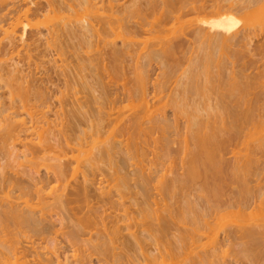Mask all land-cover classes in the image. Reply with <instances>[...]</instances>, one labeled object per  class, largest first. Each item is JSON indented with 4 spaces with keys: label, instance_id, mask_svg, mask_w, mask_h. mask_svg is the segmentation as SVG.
Instances as JSON below:
<instances>
[{
    "label": "bare ground",
    "instance_id": "1",
    "mask_svg": "<svg viewBox=\"0 0 264 264\" xmlns=\"http://www.w3.org/2000/svg\"><path fill=\"white\" fill-rule=\"evenodd\" d=\"M40 1L41 2L37 1L33 5V8H32L31 7L32 5L30 6V4L27 0H0V35H1L0 39H2L3 43L5 42V46L12 48L11 51H14L13 49H16L18 46H20V44H22L21 42L24 41L25 39H26V41L29 42V38H31L30 41L33 42L32 39H36V37L38 39V38H40L39 35H42L41 38L43 37L44 39H41V40H43L47 45L50 43H52V45L56 44L61 49V47L64 48V46H67L69 44L74 43L73 50L76 51L77 48L82 47L81 49H83V48L86 49V50L83 49L82 51L83 52L85 51L87 53L88 47L93 44L92 41H94L95 39L96 40H102L103 41L102 44L104 43V45H106V48L108 50L103 49V50H105V51H103L104 55L100 56V58L107 56L109 61L112 64L111 67H113V65H117V63H119L118 65L121 66L122 64L125 63L124 59H126L127 57H131V58L134 57L133 58L135 60L134 63H136V64H133L132 68H133V71L135 74V76H134L135 81L133 82L135 84V86H133L134 85L133 83H132L133 85H131V86L128 85L129 86L128 88H130V89H128V91H127V88H125L126 89V95H127V96L126 95L125 96L127 98L128 96L133 97L131 95H137L136 96L137 98L136 97H133L135 99L130 98L133 101H131L130 99L128 100V98H127L126 101L127 100L131 101L130 102L131 104L128 103V101H127V104L125 105V103H124V105H125V107L126 106L130 107L129 109L126 108V109H128L125 111L126 114H127V111H129V110L132 111L135 108L136 109L133 110L134 112L133 111L131 113L128 112V113H130L129 115H125L124 113L120 112L119 111L120 107H117V106H119L117 104V102L119 104H121L124 100L121 101L122 100L121 99L119 101L117 100V102H116V99L118 98V97L116 98V96L118 94H116V96L112 93L109 94L110 92L108 91L109 90L108 89V90H106L107 93H106V91H105V94L103 93L104 96L101 95V98L103 97L101 100L102 102H100L101 98L99 96L95 95L97 97V99L100 98L98 101L101 104H98L100 106H95L96 109L99 108V112H98L99 114L97 113L99 116L95 115L97 118L95 117L96 119L94 120V118H92V116L94 117V115H92V110H90V108H89V107L94 108V106L88 105L89 103L90 104L91 103H99L96 101L97 99L94 98V93L92 94L93 98H90L89 100L87 98L88 94H87V96H85V94H84L83 97L84 98L86 97L87 100H84L86 102L83 103L82 98H80L81 100L75 98L76 99V101H75V99H73V98L71 100V97H70L71 95H70L69 96L70 99H69V97L67 96L69 93L68 92L67 94H63V96H61L62 100H60L58 103L61 106V108L64 109L63 110V111H65L64 115L67 112V116L66 115L65 116L68 117V120H67L68 123L67 122H66L67 124L63 123L65 125L62 124L61 128H59L60 126L57 127V125H58L57 123H56L57 125L55 123L53 125V121H51L49 119V115H50V113L54 107L51 106V102H49L50 98L47 95V93L49 94V92L48 91L45 92L46 87L44 88L45 90L42 89L43 87L41 89L34 87L33 84H27L28 82L26 83V81H28L27 79H26L25 83L28 85V87L30 89L28 87L26 88L27 85L24 84V82H22L21 80H19V81L22 82L25 87L23 85H21L22 83L20 84L18 81L16 82V80H18L19 78H22V76H23V75L22 76L19 75V73H21L20 68H19L20 72L17 71L16 69H14V67L16 68V64H15L16 62L13 64H9L7 62V67H5V68L11 72L10 75L6 74L8 72L5 71L6 70L5 68H3V67L0 68V69H5V70H2L5 72H2V75L1 74L0 75L4 78L7 77V79L4 80V82L6 81L4 83L5 84L4 87L6 85L10 86V88H9V86L6 88L9 92H6V90L4 91V92H6L5 94H7V95L6 96H4V95L0 96V100H1V98L3 100L2 102L0 101L1 102L0 104L3 106V107L1 106L2 108L0 109V154L2 156L9 158L13 163L15 162L14 164H16V166H18V164L16 162H19V165H21L20 172L19 171H17L18 173L15 172L16 174H18L17 176L15 175V177H7L5 175L6 174V171H4V165L5 164L3 165V167L2 166L0 167V264H93L92 256H95L96 262H98L99 264H142L140 262L139 256L145 255L144 253H146L148 251V250L144 251L146 249L145 247H147V249H148V245L147 246L144 245L148 241L147 242L145 241V243H144V240L154 241V240H157L158 237H162L161 239H164V237H167L166 239H168V236L171 233V232H169L170 228L172 227L171 225H173L170 223H172V220H173L174 215H175V214L173 215V213H175V211H173V213H172V208H170L169 204L172 201H174L173 203H175L174 199H176V198H174L171 201V199L169 198V196L167 197V195H166L167 200L169 198L170 202L168 203V205L164 204L166 207V208H164L165 214H163L164 212L160 214V212L158 211L159 215H155L156 213H158V212H156L157 210L156 211H154V209H151L152 211L150 210V207H149L150 204L148 202H150L152 199L150 198L151 196H149L150 195L149 190H148L149 188L147 186V184H148L147 180L149 178L146 179V177H144V174L142 175V178H140L141 177L140 173L142 174L143 172H142V170L140 172L141 167L139 166V164H141V162L139 160H141L140 156L143 155V152H142V149L140 148L139 145H141L144 138L147 139L148 137H151L153 135L154 130L155 131L157 130L158 133H161V135L158 134L161 136V137L159 136L160 138L158 137V139L160 140L159 142H161V146L163 147V149L166 152L170 149V144L173 142V140H174V142H175V140H177L176 141L177 147H176V144L174 142L173 143L175 144L174 147L180 148V150L178 149L180 153H176V154L179 155L182 152V154H181L182 156H188V157L190 156V158H188V160L190 159L189 162L191 165L189 167V170H188V164H187L188 162L185 163L184 162L185 160L184 161L182 160L187 165V167H185V165L184 166L182 165L183 168L185 167V169H183V171L185 172V170H187L186 172H188V174L190 172L191 173L194 172V174H196L197 176H195L194 174H192V175L190 174L189 177H187V178H190L191 176L192 177L190 180H192V178H195V177L201 178L200 174H202L203 178L205 177L204 178L205 183L199 185V187H201L200 189L198 187L197 188H198V190H201L200 192L204 193L202 198L203 199L206 198L204 200L207 203H209L211 201V203H209V205H212L211 207H209L208 204L206 205V206H208V208L214 209V206L216 207L215 201H217V203L220 202V204L222 202L225 203L224 205L227 206L228 209L230 207H237L239 210L243 209L242 207H244L246 209V207H248L249 204H251V203L253 204L255 202H260V201H256V199H260L257 197V195L260 194V192L257 191L260 187H257L258 189H256V190H254V189L252 190V187H251V190H249V191L247 190L249 194L246 191L247 195H246V193L245 194L243 193L244 190L241 191L243 193V195H245V197L248 196V198L247 197L243 198L244 196L240 193V189H238V191H236L234 189V191H235L234 193H236V196H238V195L243 196L242 197L244 199L243 201H242V199H239L241 197L237 198L235 195H233V194L231 195V192L227 193V190H225L226 192H224V190H223L224 188L222 189V186H224V184H226L228 182H232V181L223 182L224 184H222V180L223 181L228 180L227 178L225 179L226 176H222L223 174L224 175L228 174V173H224L225 171H223V169H225V166L228 163L227 164H221L223 159L220 156H224L222 154L225 151L224 148H226V152H227L228 147H225V146L230 145L229 143L234 141V139H236L238 136H240L242 134V132L245 131L246 129H247L248 133H246V131L244 132V134L246 135L245 138L246 137H247V139L249 138V141H250V139L253 140L252 137H256L258 139L257 140L254 139V142H256L255 144L253 143V141H250V142L248 141L249 143H253L254 146H252L253 144L249 145L248 143H247L248 147L245 145L246 148H249V146H250L249 149H251V147H252V153H251V150L249 151V149H248V152H246V154H245V151H242L243 153L241 152L240 154H245L244 156H251V154H252V156H257L256 152H259L260 154H258V156H260V155L264 156V134H263L264 133V45L262 44L263 42L260 43L261 41H264V0H244V1H242L243 2L242 4L241 3H238L239 5L237 3L235 4L236 6H238L237 8H236V6H235V8L233 6V9L236 12H241L245 9H250L254 13L255 12L259 13V20H258V23L256 24L257 27L255 25H253V28L245 26V24L242 21V17L239 16L237 18H234L233 15L231 16V14H229L230 13V12H228L229 10L227 12L223 11L222 10L223 6H220V4L215 5L216 7L214 6V9L212 11H209L210 13L208 11H207V13L204 12L203 10L207 5H204L203 1L200 2V0H125L124 2H121V3L119 2L120 0L119 1L118 0H44L43 2H42V0H40ZM196 1L200 2L198 5V8L200 9V11H196L197 13H195V12L193 13V11H194L193 10L192 14H190V13L186 14L187 20H186V18H184L186 21L190 22L193 20L194 23L195 22L198 23V28H197L198 30L197 31L194 30L195 31V32H193L194 35L192 34L193 36H190L191 38H187L188 40L186 39L187 43H188L187 46L193 44L191 46V47H193L192 49H195V47H196L197 50L196 49H195V51L192 50L194 52V53L191 52L193 54V57L191 54L192 58L190 56L188 58V59H190V58L192 59L191 63L186 58L187 63L189 62L188 64L193 65V66L191 65L192 70H190V73H192V74L189 77L190 79L189 78L187 79L185 77L188 82H185V84H184L185 88L183 87L182 91H180L177 88V90H179L180 92H185V93H180L181 94L180 95L178 92V95L176 96L174 93L170 94L171 92L170 93L168 92L169 94H167V95L170 96V98H169V96L164 95L165 93H163L164 89L167 87V86L164 87V85H166V84L164 83V85H162V86L159 84L158 86L163 87L164 89L159 88V91H158L157 90L158 89L157 82H154V83H156V86H157V87L155 86L154 88H156V90L159 93H155L156 91L153 88V91H155V92L154 93L152 92L153 93L152 97H153V99L156 98L155 96L157 94L158 98L151 101V104H150V102L147 98L148 93L146 91L147 90L146 84H147L149 79H147L148 78L147 77L148 74H146L147 72L145 73V71H148L149 69L147 70V69L143 68V70H144L143 71L142 67L143 66L147 67L150 63L151 58L154 59V56L156 57L157 55L161 56V58L163 57L162 59L160 58L161 62H162V60L164 62V63L162 62L163 66L165 63H168V60H167L168 56L172 60H174V58L176 60V58H177L176 57V55H177L176 50H178L177 46L176 47H174V46L173 47H171V46L167 47L166 46L165 48L164 47L162 48V46L161 47L159 46L160 48L158 47V45H160L159 44L160 38L157 35H158L159 31L161 30L160 29V27L162 26L161 24L165 23L166 19L170 16V14L173 13L181 5H183L187 2L194 3ZM214 3H215V0H214ZM216 4H217V2H216ZM196 6L197 5H195V7ZM227 6L229 8L231 7V5L230 6L227 5ZM207 7H206V9H207ZM210 7H208V9ZM62 9L64 10V12H65V10H68V11H66L68 13H69V11H74V14H76V17L74 16V19L72 18L71 21L69 20L70 18L66 19L67 22L64 19L65 16L62 18L63 20H65L63 22H62L61 17H58L57 22L51 21L50 17L52 16V14H50L51 16L49 17L48 16L49 14H47V13H52L53 11H55V13H57V11L59 12V10L61 12V11H63ZM194 9H196V8H194ZM40 12L45 14V15L40 14L39 17L42 16L44 18V16H47L46 18L49 20V21L47 20L49 23L46 21L41 22L40 19H36V18H32V19H34L33 22H36V23L39 20L43 24L46 23L45 31H42L43 29L42 30L40 29V28H42L40 26V25H42L41 23H38L39 24L38 26L40 27V28L38 27L39 30L37 28H35L37 26L36 23H33V24H35V25H33L31 22V25L29 23V25L27 27L26 24L28 22L25 21V19H23V20L26 22V24H24L23 28L19 26L20 21H21L20 20L21 17L26 18L27 15H32V16L35 15L36 17H38L37 15ZM71 15H73V14L71 13ZM188 15H192V16L188 17ZM256 15H258V14H256ZM29 17H31V16H29ZM29 17H27V19ZM42 17H40V18H42ZM230 18H234V19H230ZM184 19H183V21H184ZM229 19H230V21L226 22V20H229ZM23 20L21 23H24ZM30 21H31V18H30ZM51 22H54V23H51ZM165 24H163V25H165ZM25 26L27 28H29V27L35 28L36 34H34V35L30 34V32L32 33V30L29 28L31 31L28 29V31H30V32L28 33L29 37H27L26 36L27 31L25 30V28H26ZM43 28H44V26H43ZM144 33L146 35L148 33L149 34H151V33L155 34L154 36H152L154 40H151V42L148 41L149 43H146L147 45H145V48H146L145 51H143V50L139 51L138 50V52H134V51H136L135 47L139 48L140 47L139 45H141V43H139L141 41H139V40L141 39L142 35L140 36V34L145 35ZM151 35H149V37L148 36H146V37L150 38ZM142 37L144 38V36H142ZM27 38H28V40H27ZM156 38H157V40H155ZM146 39H144V40H146ZM251 39L252 40L254 39L257 44L255 43L256 49H254L256 51H254L253 49L250 51H251V53L257 52L258 53L257 55H260V58H258L259 60L260 59L262 60V63L260 65H258V63L256 61L257 56L255 57L254 56L255 54L253 53V58H251L252 55H251L250 51L248 49H244L246 47L243 48L244 44H242V43H247V41H250ZM96 40H95V42H96ZM117 40L120 41L119 46L117 45L118 44ZM244 40H247V41L244 42ZM36 42L37 41H35L34 43H36ZM26 44H24L25 47H26ZM80 44L81 45L83 44L84 47L80 46ZM32 45H33V43L31 44V46ZM36 45H39V44H36ZM77 45H78V47L75 49V46H77ZM24 46L23 47L21 46V47L25 48ZM54 47H55V45H54ZM143 47H142V49H143ZM189 47H187V48L190 49L191 47L190 48ZM2 48H3V46H2ZM33 48L35 49L37 47L34 46ZM160 49H162V50H160ZM7 50L8 49H6L5 51H7ZM31 50L33 51L32 47H31ZM31 50L29 49V52ZM246 50H247V52L249 51L250 55L246 52ZM5 51L3 50V52H4L3 56L5 54H8ZM34 51H36V50H34ZM68 51L69 50H67V55L70 54V53L68 54ZM82 51H80V49L77 50L75 53H74V51H71L72 53H74V54H72L74 59L76 57V58H78L76 60L81 61L79 63L76 61L77 64H75V65H78V68L80 67L79 69L77 68L80 71H81L82 66H83V68L84 67L86 68V66L88 64V66L90 67L91 63H93L92 62L93 60H90V58H92L93 55L88 57L89 56V55H87L88 53L86 54L84 52V54H83ZM243 51L245 52V55L246 54H247V56L249 55V57L252 60L248 59L249 57H247V59H248L247 61H246V59H243V55H244ZM18 52H20V50ZM64 52L66 53V51H64ZM79 53L83 54V58L79 57V55H80ZM96 53H98V52H96ZM99 53H102L101 49H100ZM89 54H91V53H89ZM94 54H95V52H94ZM98 54L96 56H98ZM19 55H21V54H19ZM35 55H36V53H35ZM62 55H63V53H62ZM99 55H101V54H99ZM25 56H28L27 53L25 54ZM64 56H66V54ZM80 56H82V55H80ZM66 57L68 58V56H66ZM73 57H71V58H73ZM39 58H40V56H39ZM39 58L36 56L37 60H41ZM96 58L97 57H95V59L93 58L94 62H95ZM100 58L98 56L97 61H99ZM139 58L143 62L142 63L139 62V65H138V59ZM164 58H166V59H164ZM242 59H243V61H241ZM166 60H167V62H166ZM83 61H86L87 63L83 62ZM11 62H14V60L12 59ZM177 62H178V60H177ZM238 62H241V63L238 64ZM254 62L258 66L256 64H254ZM38 63H37V65H38ZM0 64H1L0 66L6 65V63L4 65H2L3 63H1V61H0ZM61 64H62V62H61ZM9 65L11 66L12 70L10 69ZM39 65H41V64L39 63ZM118 65L115 67V69L117 67L121 68V70L117 68L119 71H121L119 73H122V70H124L123 71L124 74L126 72L129 73V71H127V69L125 72V68H126V67L124 68L125 65H122L123 67H119ZM167 65H171V64L170 63L166 64L165 68ZM8 66H9V68H8ZM18 66H20V65L18 64ZM52 66H54V65H52ZM59 66L61 67V65H59ZM63 66L64 65H62V67ZM70 66H72V65H70ZM188 66L189 65H187V67ZM162 68H164V67H162ZM113 69H114V67H113ZM64 70H66V69H64ZM92 70L94 71L93 68H92ZM187 70H188V68H187ZM169 71H170V69H169ZM62 72H65V71H63V69H62L61 74H62ZM81 72H83V71H81ZM116 72H118V71L116 70ZM162 72H164V70H162ZM0 73H1V71H0ZM4 73L7 76L3 75ZM16 73L18 74V76ZM63 74H65V73H63ZM15 75H16V78L14 79ZM76 75L81 76V75H79V72H78V74L76 73ZM129 75H130V73H129ZM161 75H162V73H161ZM166 75H164V76H166ZM8 76H9V78H8ZM67 76L69 77L70 75L67 74ZM82 76H83V74H82ZM126 76H124V77H126ZM47 77H48V75H47ZM70 77H72V76H70ZM121 77H123V76H121ZM40 79H41V77H40ZM22 80H25V78H23ZM34 80H36V79H34ZM76 80H77V78H76ZM76 80H74L73 82H75V85H78L79 83L77 81L78 84H76ZM2 82H3V78H2ZM13 82H15L14 83L15 85L12 84ZM158 82H160V81H158ZM30 85H32V86H30ZM43 85H45V84L43 83ZM69 85H67V86H69ZM181 85H183V84H181ZM85 86H87L85 88H87V90L90 91L89 89H91V87H92L91 84L88 85V82H87V84ZM76 87H78V86H76ZM67 89H69V87H67ZM72 89H70V90L72 91ZM78 89H80V88H78ZM74 90H75V88H74ZM177 90H176V92H177ZM80 91H79V93H80ZM4 92H2V94ZM77 92H78V90H77ZM122 92L124 94L125 91L123 90ZM82 93H84V92H82ZM132 93H135V94H132ZM71 94L73 96L72 92H71ZM74 94H75V92H74ZM110 95L111 96L113 95L114 97H110ZM77 96L78 95H76V97ZM89 96L92 97L91 95H89ZM120 96H121V93H120ZM59 97H60V95H59ZM79 97H82V96H79ZM164 97H167V99H165ZM79 100L82 101V103ZM134 100H137V101H134ZM74 101H75V103L76 102L77 103L74 104ZM132 102H134V103H132ZM135 102H138V103H135ZM133 104H135L136 106ZM64 106H67V107L69 106V107L67 108ZM168 106L171 107L172 111H174L171 113V114H173V117L175 116L174 114L175 113L177 114V111H178L180 115L183 113V115H184L183 117L186 116V118H187V120L185 118L184 119H185V125H186L185 130H186V132H188V134L185 136L184 134H186V133L184 131V133H183L184 137H183V135H181L182 139L180 138V135H179L180 132L178 130H177L178 132L176 131V125L173 122V118H171V117H170L171 119L168 118V115L166 114V109ZM102 107L103 108L106 107L105 108L106 110H108L107 109V107H108L109 111H105V109H104V113H103ZM125 107H122V108H125ZM115 108H117V109H115ZM110 109L112 111L114 109V113H117V114H115V116H114ZM116 110H118V111H116ZM120 110H122V109H120ZM97 111L98 110H96V112ZM93 114H95V110H94ZM111 115H113V117ZM58 118H60V117H58ZM62 120H64V119H62ZM174 121H176V120H174ZM257 123H259V125L261 124L260 128H258L259 125ZM82 124H84L83 127H82ZM243 124L245 126L247 124L248 125L251 124L252 125L251 128H253L252 130L254 132L251 130V128H249L247 126L245 127ZM108 126H110V128ZM256 126H257V129L255 128ZM261 126H263V128H262L263 130L261 129ZM241 127L246 128V129H244V130L240 129ZM103 128L104 129L109 128L108 129L109 132L107 131L108 132L107 135L105 134L107 136V138L104 137V139H99V141H98V142H100L99 145L96 143L98 147H96L95 146L96 144H93V142H92L91 145H94L97 148L96 151L93 152L91 150V148L85 147L84 146L86 144L85 142H87L85 140H88L89 136H91L93 134L95 136L98 134L100 135V133H98V132L102 133V131L104 130ZM187 129H188V131H187ZM258 129L262 130V131H258ZM100 130H102V131H100ZM172 130L175 132L172 133ZM241 130H243V131H241ZM255 130H256V132H255ZM104 132L106 133L105 130H104ZM104 132H103V134H104ZM257 132H259L261 135L259 136V133H257ZM253 133H255V136L252 135ZM32 134L33 135L36 134V139H37L36 141H33V139H32L33 135ZM135 134H137V135L140 134V135L137 136ZM256 134L258 137L256 136ZM118 135L119 136L121 135V136L119 137ZM141 135L142 136L146 135L147 137L144 136V138H143ZM174 135H177V136H174ZM95 136L90 137V143H91V140H94L93 137H95ZM116 136L119 137V140H117L118 138ZM135 136L137 137V139H138V137H141L142 141L139 142L140 144L136 143V142H138V140L136 139ZM121 137H123V138H121ZM240 137H242V136H240ZM153 138H154V135H153ZM245 138H241V139H243V142H245L244 141ZM148 139H150V138H148ZM152 139H150L148 141H152ZM156 139H157V137L154 138V142L157 141ZM100 140H102V143ZM148 141L146 140L145 143L147 142V144H148ZM88 143H89V141H88ZM150 143L151 142H149V144ZM157 143H158V141H157ZM157 143H155L156 146H158L160 144L159 143L157 145ZM142 144H144V143H142ZM151 144H154V143H151ZM243 145H244V143H243ZM94 146H91V147H94ZM156 146H154L153 148H155ZM147 147H146V149H147ZM162 147L161 148L158 147V148L163 150ZM237 148L238 149H236L235 153L238 152L237 154H239L241 148L240 149H239V147H237ZM253 148L255 149L254 151H253ZM171 149H172V147H171ZM171 149L169 150L170 154H171ZM93 150H94V148H93ZM178 150H177V152H178ZM229 150L231 151L232 148L230 149V147H229ZM234 150H235V148H234ZM237 150H239V151H237ZM121 151L123 152L124 155L126 153L128 156H123L122 157L123 159H122L120 156L117 155V157H119V160H120V158L122 160L125 159L124 161L121 160L122 162H118L119 164L122 163L121 165H119L118 163H116L117 160H115L114 154L118 153V152H120V154H121L122 153ZM145 152H146V150L144 151V154H145ZM232 152H233V154H235L234 151H232ZM253 152H255V153L253 154ZM233 154H232V156H233ZM218 156L220 157V159ZM20 157L25 159V161L24 160L18 161ZM131 158H132V160L136 159L140 163L137 162L136 160L132 161ZM224 159H225V157H224ZM263 159H264V157H263ZM220 160H221V162H220ZM245 160H247V158ZM130 161L134 162V163L136 161L138 163V165H137L138 169L137 170H139V172L137 171L135 173H137L136 176L139 175L138 177L140 178L141 181H140V184H138V183L137 184L139 186L143 185L142 186L143 188H145L147 186V188H148L147 191H146V189L144 190L142 188L146 192L142 191L143 193H141V191H139L138 189H137L138 192H137V190L136 191L134 190L135 192L130 190L131 188L129 185V181L131 180V177H130V174L126 172L128 169L127 170L123 169L126 167V165H127V167H128V165H130L129 164ZM223 162H224V160H223ZM255 162H257V161H255ZM23 164H26V165H23ZM222 165L223 166L225 165L224 168H222L223 167ZM102 166H104V169L106 167L107 171H105V172L108 175L105 173L106 177L105 176L104 177L108 178L107 180L104 179V177H100V178L98 177L100 174H101L100 176H102V173H101V170H96V169L97 168L101 169ZM227 166H230V165H227ZM242 166H243V164H242ZM246 166H248V165H246ZM257 166H260V165H257ZM257 166H255V167H257ZM12 167H14V165ZM81 167H83V168L78 173V178H79L78 179V178H76L77 176L75 175V173L77 174L76 171L78 169L80 170ZM236 167L234 168V171L237 172L236 175H238V174L241 175L242 171H241V173H238V171L240 170V168H239L240 166L238 167L239 168L238 170L236 169ZM42 168L44 169V172L42 171L43 173L40 174L41 173L40 170ZM171 168H172V166H171ZM220 168H222V169H220ZM247 168L244 169V173L246 172V170H248L249 175H252L251 173H253L252 172L253 170L251 171V173L249 172L250 171L249 168L250 169H252V168L250 166ZM263 168H264V166H263ZM122 169L124 170L125 173L122 172L123 171ZM255 169H254V171L258 172ZM241 170H242V168H241ZM257 170H260V169H258V167H257ZM96 171H100V172L97 174ZM226 171H227V169H226ZM229 171L230 170H228V172ZM133 172H134V170H133ZM174 172H175V170H174ZM221 172H222V174H221ZM235 172H233V173H235ZM11 173H13V172L11 171ZM210 173L212 175H214L213 173H216V175L218 176V178H216V180L219 179L220 175L222 176V180H221V176H220V181H221L222 185H220L219 180H217V182L214 183L215 188L216 187L218 188V186H219V190H217V189L216 190L218 192L222 191V193L219 192V193H221L219 198H218V193L215 191V189L214 190L211 189L213 186L211 185L212 184V176ZM188 174H185V178H186V175H188ZM10 175H13V174H10ZM181 175H182V173H181ZM230 175L232 176L233 174H230ZM230 175H227V176H230ZM133 176H135V174ZM215 176H214V178H215ZM233 176H235V175H233ZM246 176H248V174ZM254 176H256V175H254ZM138 177H137V179H139ZM177 177L179 178V175ZM208 177H209V179H208ZM161 178H162L161 184L163 182V185H162L163 188L161 187V185H159V186L165 192L168 191L169 193H167V194H169V195L172 193V191H170V190H172L171 188H173L174 185L176 186V184H177V185L182 186V183H180L181 181L177 180L178 178H172L169 180L167 177V181L165 178L166 182L163 181V177H161ZM181 178H182V176H181ZM237 178H240V177L237 176ZM137 179L136 180L134 179V180L137 181ZM145 179H146L147 184L146 183L143 184V182H144L143 180H145ZM182 179L179 178V180H182ZM232 179H233V177L230 180H232ZM235 179H236V176H235ZM149 180H151V179H149ZM209 180H211V181H209ZM103 181H108V183L106 182L107 183L106 185L101 186V185H103ZM196 181H198V180H196ZM206 181L207 182L209 181L210 183L208 184ZM236 181L237 180L234 181V184ZM241 181H242V179H241ZM175 182H176V184H175ZM191 182H194V181H191ZM237 182H239V180ZM183 183H184V181H183ZM137 184H136V186H137ZM197 184H200V183H197ZM244 184H245V182H244ZM244 184H242V185H244ZM258 185H259V183H258ZM236 186H238V185H236ZM177 187L181 188L179 186H177ZM246 187H245V189H246ZM137 188H138V186H137ZM187 188H189L191 190L190 187L187 186ZM237 188H240V187L238 186ZM261 188H260V191H261ZM8 189H10V191ZM189 189H187V190H189ZM210 189H211V191L213 190L212 191L213 194H212V192H210ZM94 190H95V192H94ZM195 190H194V192H196ZM11 191H14L13 193L15 195L12 194ZM125 191H127L126 195L129 194V196H128L129 198L128 197H126V198H128L129 201H130V198L132 199L131 200L132 202L130 201V203L128 202V204H126L127 203L126 201H122L123 200L122 197L125 195ZM164 191H163L162 195L166 194V193H164ZM178 191H175V192H178ZM228 191H230V190H228ZM251 191L253 193H250ZM180 192L182 193V190H180ZM192 192H193V189H192ZM223 192L226 194H230V195L223 194ZM237 192L239 193L238 195H237ZM134 193H136V194H134ZM196 193H198V192H196ZM207 193L209 195L212 194V196H211L212 199L210 201L208 200V198H211V197ZM254 193L255 194L259 193V194L254 196L253 195ZM183 194H185L184 191H183ZM187 194H188V192H187ZM251 194L253 196H250ZM204 195H205V197H204ZM186 196H188V195H185V197ZM214 196L217 197L216 198L217 200L215 199ZM221 196L225 197L224 201H222V202L219 200V199L222 200ZM199 197H201V196H199ZM259 197H260V195H259ZM126 198H124V199H126ZM186 200H187V198L184 201L187 202ZM194 200H195V198H194ZM233 200H235V201H233ZM165 201H166V198H165ZM188 201H189L188 203L190 204L191 201L189 199H188ZM153 202H154V200H153ZM199 202H200V198H199ZM173 203H172V205H173ZM194 203H195V201H194ZM177 204H178V202H177ZM192 204H190V205L193 207L190 206V208L194 209V211L192 210L193 214L194 213L199 214L198 210H196L197 204L196 205L195 204L192 205ZM220 204L218 203V207L221 206ZM185 205L188 207V204H185ZM185 205H183V206L181 205L183 207V209H186ZM224 205L221 206V207H223V209H224ZM134 206H136V208ZM184 206H185V208H184ZM194 206H196V207H194ZM206 206H204V207H206ZM259 206L260 205H258V207ZM132 207H134V208H132ZM147 207H149L148 209L150 211L147 209ZM200 207H201V205H200ZM253 207L254 206L252 205L251 208L253 209ZM176 208H178V207H176ZM198 208H199V204H198ZM259 209L261 211V206ZM145 210H148L147 212H149V213H146ZM211 210L208 209L209 213H211L210 212ZM180 211L178 212V214L182 213V216L181 215L180 216L181 217L184 216L181 219L180 216L177 215V213H176L177 217L180 218V221L184 220L183 222H185V223L188 222L189 225H191V224L194 225L193 227L191 225V227L193 228L192 230L194 232H197V230L201 231L200 228L197 230L194 229V228H197V225H198V227H200L199 226L200 224H198L199 218L196 219L197 215H195L196 217H194V215L192 216V212H190L191 210L187 212V209H186V212L188 214L187 215L188 218H187V217H185V215H186L185 210L182 211V208H181ZM208 211H206V212H208ZM231 211L234 212V210H231ZM152 212L154 213V215H151V214H153ZM233 212L232 213L230 212V213L233 215ZM54 213L58 215V216L56 215V220H55L57 222L54 221V218L52 219V217L55 216V215L52 216V214H54ZM183 213H184V215H183ZM236 213H237V209H236V212L234 215H236ZM239 213H240V211H239ZM239 213H237L239 216V217L237 216L238 218H240V215H241V213H240V215H239ZM252 213H253V211H252ZM190 214H191V216L189 217ZM202 214H204V213H202ZM199 215L202 216L201 214H199ZM226 215H227V212H226ZM229 215H228V217L230 218L231 215L230 216ZM234 215H233V217H235ZM148 216H150V217H148ZM153 216H155V217H153ZM203 216L200 218L202 219ZM205 216H208V215H205ZM251 216H252V214H251ZM57 217H59V218L57 219ZM192 217H194L196 220ZM233 217L231 216V219ZM207 218H209V217H207ZM253 218H254V216H253ZM262 218H261V220L263 221L264 218L263 219ZM215 219H217V217ZM154 220H155V226L153 225ZM174 220H176V217L174 218ZM232 220L229 219L228 221L232 222ZM260 221L259 220L257 221V222H259L258 226L261 227V225H262L264 227V224L261 223L262 221L261 222ZM236 222H237V220H236ZM176 224H177V222H176ZM195 224H197V225H195ZM241 224H242V222H241ZM189 225H188V227H189ZM209 225H210V223H209ZM242 225L238 224L237 226H241V227L236 226L237 227V228H235L236 230H232V231H237L236 234L239 233L240 237H242V238L245 237V240H246V238L250 239L251 240L250 242H253L252 240H255V239H253L255 236L258 237L259 234L262 235L264 233L262 229L255 228V227H257V225H255V226L254 225L242 226ZM202 226H203V223H202ZM205 227L203 226L202 228L205 229ZM207 227H210V226L207 225ZM216 227H217V225H216ZM176 229H177V227H176ZM183 230L184 229H182V231ZM232 231L231 232L228 231V233L227 232L226 233L231 235ZM142 233H146L145 235L146 236L148 235L147 237L149 239L148 238L145 239V237L143 239L142 236H145V235L144 234L141 235ZM156 233H158L159 235ZM185 233L186 232H184L183 236L185 235ZM213 233H214V231H213ZM34 234H35V237H37V239L39 240L38 245L33 242L35 240V238H34V240L31 239L34 237ZM211 234H209V235H211ZM233 234H235V233H233ZM176 235H177V233H176ZM180 235H182V234H180ZM31 236H33V237H31ZM172 236H173V234H172ZM188 236H190V234ZM195 236H197V235H195ZM195 236H194V238H195ZM58 237H60L61 239L59 238L60 240H57ZM211 237H212V235H211ZM214 237H213V239H214ZM257 237H256V239H257ZM171 239H172V237H171ZM171 239L169 238L168 241L169 240L171 241ZM173 239H174V237H173ZM260 239L262 242H257V243L258 244L262 243L261 246H263V241H264L263 239L264 238L263 239L258 238V240H260ZM174 240H173V242L175 243L176 239H174ZM63 241L65 242L63 244H66V246L60 245L61 242H63ZM163 241H166V240L164 239ZM168 241H166V245L168 244L167 243ZM177 241H178V239H177ZM242 241H244V238L242 239ZM173 242H172V244L169 242V245L171 244V246H169V247L176 248L177 246H175V245L172 247V245L174 244ZM180 242H182V241L180 240ZM149 244L152 245L153 243L149 242ZM253 244H254L253 246H256L255 241ZM166 245H164V246H166ZM258 246H260V245H258ZM149 247H151V246L149 245ZM212 247H213V245H212ZM249 247L252 248L251 245H249ZM249 247H247V249H250ZM179 248H177V249H179ZM220 248H221V246H220ZM243 248H245V247H243ZM149 249H150L149 253L151 256L148 255V257L150 256L149 259L147 258L148 261L151 260L152 257H154V255L152 256V254H151L152 253L151 248H149ZM255 249L258 250V248H256V247H255ZM255 249L253 248L251 250L255 251ZM263 249H264V246H263ZM165 250H167V248ZM172 250H174V249H172ZM68 251H69V254H68ZM168 251L169 250H167V253H168ZM214 251L215 250H213V252ZM259 251H260V248H259ZM262 251H264V250H262ZM174 252H176V251L174 250ZM257 252L258 251L254 252V254ZM171 253H170V255H172ZM184 253H186V252H184ZM198 253H200V252H198ZM247 253H248L247 255L251 254L252 257L254 255L252 251H251V253H250V251H248ZM155 254H157V253H155ZM165 254H166V252H165ZM174 254L175 253H173V256H174ZM177 254H178V252H177ZM182 255H183V253H182ZM203 255H204V253H203ZM205 255H207L206 252H205ZM262 255H263V253H262ZM28 256H30L31 259H29ZM157 256H159V254ZM165 256L168 257L169 255H165ZM145 257H147V254ZM172 257H170V259ZM209 257L206 259H210ZM252 257H249L248 259H250ZM255 257H257V256H255ZM141 258H143V257H141ZM154 258H156V257H154ZM204 258L205 257H203V259ZM197 259H196V262H197ZM214 259H215V257H214ZM214 259H212V260H214ZM252 259H254V258H252ZM144 260H146V259L144 258ZM164 260L165 259H163V261ZM260 260H261V258H259L257 260L254 259V261H257L256 263H258ZM263 260H264V257L262 256V262H259V264H261V263L264 264ZM165 261L167 262V260H165ZM202 261L204 262V260H201V262ZM207 261H209V260H207ZM211 261H209V262H211ZM217 262L219 263V261H217ZM252 262H253V260H251V263ZM184 263H185V261H184ZM186 263L188 264V262H186ZM156 264H158V262ZM162 264H163V262H162ZM201 264H203V263H201Z\"/></svg>",
    "mask_w": 264,
    "mask_h": 264
},
{
    "label": "rangeland",
    "instance_id": "2",
    "mask_svg": "<svg viewBox=\"0 0 264 264\" xmlns=\"http://www.w3.org/2000/svg\"><path fill=\"white\" fill-rule=\"evenodd\" d=\"M28 2H29V4H30V6L33 8V5L38 1V2H41L40 0H27ZM44 0H42V2H43ZM119 1V0H118ZM125 0H120L119 2L121 3V2H124ZM203 1V4L204 5H207L208 7H210L209 9H208V7H207V9H206V7L204 8V12H206L207 13V11L209 12V11H212L213 9H214V6L215 5H219L220 4V6H223L222 7V10L223 11H225V12H227L228 10V12H230L229 14H231V16L233 15V17L234 18H237V17H242V21H243V23L245 24V26H247V27H250V28H253V25H255L256 26V24L258 23V20H259V13L258 12H253V11H251L250 9H245V10H243V11H241V12H236L234 9H233V6H234V8H235V4L237 3H243L242 1H244V0H215V3H214V0H200V2H202ZM206 1V2H205ZM34 2V3H33ZM200 2H198V1H196V2H194V3H190V2H187V3H185V4H183V5H181L180 7H178L173 13H171L170 14V16L166 19V24L165 23H162L161 25V27H160V31H159V33H158V37L160 38V45H158V47L160 46H162V48L164 47H169V46H171V47H176L177 46V49L178 50H176L177 51V55H176V60H175V58H174V60H172L171 58H169V56L167 57V60H168V63H170L171 65H167L166 66V68H165V65L166 64H168V63H165L164 64V66H163V64H162V62H163V60H162V62H161V59L163 58H161V56H159V55H157L156 57L154 56V59L153 58H151V60H150V63H149V65L147 66V67H144L143 65V67H142V70H143V68H145V69H149L148 71H145V73L146 74H148V78L147 79H149L148 80V82H147V87H146V91H147V98H148V100H149V102H150V104H151V101H153L154 99H156V98H158L157 96V94H156V98H154L153 99V93L155 92V93H159L158 91H159V88L161 89V88H163V87H159L158 85L160 84L161 86L162 85H164V83L166 84V85H164V87L165 86H167L165 89H164V91H163V93H165L164 95H167V94H169L170 92V94H175L176 96L178 95V92H179V94L180 93H185V92H180V91H182L183 89V87L185 88V82H188L187 81V79L191 76V74L192 73H190V70H192V67H191V65L192 64H188L189 62L191 63V58L193 57V54L191 53V52H193V51H195V49H196V47H195V49H192L193 47H191L192 45H189V46H187V38H191L190 36H193L194 34H193V32H195L194 30H198L197 28H198V23L197 22H195L194 23V21L192 22V21H186L187 20V16H186V14H188V13H190V14H192V11H193V13L195 12V13H197L196 11H200V9L198 8V5H199V3ZM216 2H217V4H216ZM99 3V2H98ZM198 3V4H197ZM100 4V3H99ZM209 4V5H208ZM195 5H197L196 7H195ZM213 5V6H212ZM227 5H231V7L229 8ZM239 5V4H238ZM194 6V7H193ZM193 7V8H192ZM216 7V6H215ZM238 6H236V8H237ZM194 8H196V9H194ZM232 8V9H231ZM63 10V9H62ZM66 11H68V10H65V12H64V10L63 11H61L60 12V10H59V12L57 11V13H55V11H53L52 13H47V14H49L48 16L50 17L51 15L50 14H52V16L50 17L51 18V21H55V22H57V19H58V17H61V19L64 17V19L66 20V19H69L70 21H71V19L73 18L74 19V16L76 17V14H74V11H69V13L68 12H66ZM64 12V13H63ZM73 14V15H71V13ZM45 13V12H44ZM61 13V14H60ZM79 13V12H78ZM210 13V12H209ZM40 14H43V13H39L37 16L38 17H36L35 15H27V17H29V16H31V17H29L28 19H27V17L26 18H24V17H21V21H20V24H19V26L20 27H22L23 28V26H24V24H26V22L25 21H27L28 23L26 24V26L28 27V25H29V23H30V25H31V22H32V24L33 23H36V22H33V20L34 19H32V18H36V19H40L41 20V22H48L49 20L46 18L47 16H44V18L42 17V16H40V17H42V18H40L39 17V15ZM46 14V15H47ZM65 14V15H64ZM256 14H258V15H256ZM43 15H45V14H43ZM56 16V17H55ZM189 16H192V15H188V17ZM258 16V17H257ZM30 18H31V21H30ZM56 18V19H55ZM184 18H186V20L184 19ZM234 18H230V19H234ZM23 19H25V21L23 20ZM35 19V20H36ZM183 19H184V21H183ZM230 19L229 20H226V22H229L230 21ZM22 20L24 21V23H21L22 22ZM40 20L39 21H37V23H36V27L35 28H37L38 29V23H41L40 22ZM48 20V21H47ZM65 20H63L62 19V22L63 21H65ZM68 20V21H69ZM256 21V22H255ZM66 22H67V20H66ZM49 23V22H48ZM51 23H54V22H51ZM70 23V22H69ZM42 25H40L42 28H40L42 31H45V26H46V23H41ZM163 24H165V25H163ZM33 25H35V24H33ZM25 26V27H26ZM43 26H44V28H43ZM254 26V27H255ZM25 28V30L27 31L26 32V36L27 37H29V32L32 30V33L30 32V34H36V31H35V28ZM32 27V26H31ZM34 27V26H33ZM257 27V26H256ZM28 29L30 30V31H28ZM36 29V30H37ZM35 32H34V31ZM39 30V29H38ZM34 32V33H33ZM145 34V33H144ZM149 34V33H148ZM143 35V34H140V36L142 35V36H144V38L141 36V39L139 40V41H141V42H139V43H141V45H139L140 47L139 48H137V47H135V49H136V51H134V52H138V50L140 51V50H143V51H145V45H147L146 43H149V42H151V40H154L153 39V37L152 36H154L155 34H153V33H151V34H149V35H151V37L150 38H147L146 36H148L149 37V35ZM193 34V35H192ZM161 35V36H160ZM40 36V38H38L37 39V37H36V39H32L33 40V42H31L30 41V39L31 38H29V42L28 41H26V39L24 40V41H22L21 43L22 44H20V46H18L16 49H13L14 51H11V49L12 48H10V47H7V46H5V42L3 43L2 42V39H0V61H1V63H3L2 65H4L5 63H6V65H4V66H0V68L1 67H3V68H5V67H7V62L9 63V64H13V63H15L16 64V68L14 67V69H16L17 71H19L20 72V69H21V73H19V75L20 76H22V78H17L18 80H16V82L18 81L20 84L22 83V82H24V84H26L27 82V84H33L34 85V87H37V88H42L43 90H45L44 88L46 87V90H45V92H49V94L47 93V95L49 96V98H50V100H49V102H51V106H53L54 108L52 109V111H51V113H50V115H49V119L51 120V121H53V125H54V123L57 125V127L58 126H60L59 128H61V125L63 124V123H65V124H67L68 123V117H66L67 116V112H66V116L64 115V113H65V111H63L64 109H62L61 108V106L58 104L59 103V101L60 100H62V97L61 96H63V94H67L68 92V97L70 96L71 97V100H72V98L73 99H80V98H82V101H83V103L84 102H86V101H84V100H87L86 99V97L84 98L83 96H84V94H85V96H87V94H88V100L90 99V98H93V96H92V94L94 93V98H96L97 99V97L96 96H99L100 98H101V95L102 96H104L103 95V93L105 94V91L106 90H108L110 93L109 94H114L115 96H116V94H118L117 96H116V102H117V100L119 101V100H121V101H123L121 104H119L118 102H117V104L119 105V106H117V107H120V109H122V110H120L119 109V111L120 112H122V113H124L125 115H129L133 110H135V109H133L132 111L131 110H129V111H127V114H126V110H128L130 107L128 106H126L125 107V105L127 104V101L130 99V98H133V97H136L137 95H131V96H133V97H130V96H128L127 98H128V100L126 101V89L125 88H127V91H128V89H130V88H128L129 86H131V85H133L134 83V81H135V74H134V71H133V64H136V63H134L135 62V60L133 59L134 57H127L126 59H124V64H122V65H125L124 66V68H125V72H126V69H127V71H129V73H130V75H129V73L128 72H126L125 74L123 73V71L124 70H122V73H119V72H121V71H119L118 69H120L121 70V68H116L115 69V67L119 64V63H117V65H113V67H114V69H113V67H111V62L109 61V59H108V57L107 56H104L103 58H100V56H103L104 55V53H103V51H105V50H108L107 48H106V45H104V43L102 44V40H96V42H95V40L94 41H92V47L91 46H89L88 47V50H87V55H89L88 57H90V56H92V58H90V60H93L92 62L93 63H91V65H90V67L88 66V64H87V66H86V68L84 69L83 68V66H82V68L84 69H82L81 68V71H83V72H81L80 70H78L79 68H78V65H75V64H77V62L79 63V62H81V61H79V60H76V59H78V58H76L75 57V59H74V57L72 56V54H74L77 50H79L80 49V51H82L83 49H81L82 47H79V48H77L78 47V45L77 46H75V49H76V51L75 50H73V46H74V43H72V44H69V45H67V46H64V48L63 47H61V49L56 45V44H54L55 45V47H54V45H52V43H50V44H46L43 40H41V39H44L43 37L41 38V36L42 35H39ZM139 36V35H138ZM147 39H146V38ZM0 38H1V35H0ZM140 38V37H139ZM138 38V39H139ZM144 39H146V40H144ZM187 39V40H186ZM27 40H28V38H27ZM39 40V41H38ZM155 40H157V38L155 39ZM261 40V39H260ZM35 41H37L36 43H34ZM99 41V42H98ZM101 41V42H100ZM144 41V42H143ZM149 41V42H148ZM243 41V40H242ZM247 40H244V42H246ZM189 42V41H188ZM260 42V41H259ZM263 42V43H262ZM27 43V44H26ZM33 43V45L35 46V47H37V48H33L34 46L32 45L31 46V44ZM76 43V42H75ZM117 45L119 46L120 45V41H118L117 40ZM144 43V44H143ZM256 42H255V40L253 39H251L250 41H247V43H242V44H244V46H243V48L244 47H246V48H244V49H248L249 51L250 50H254V49H256V44H255ZM260 43H262L263 45H264V41H261ZM4 44V45H3ZM24 44H26V47L24 46ZM30 44V45H29ZM36 44H39V45H36ZM42 45V46H41ZM47 47H46V46ZM76 45V44H75ZM94 45V46H93ZM96 45V46H95ZM246 45V46H245ZM254 45V46H253ZM2 46H3V48H2ZM5 46V47H4ZM24 46L25 48H22V47ZM30 46V47H29ZM70 46V47H69ZM72 46V47H71ZM80 46H83V44L81 45L80 44ZM144 46V47H143ZM29 47V48H28ZM31 47H32V49H33V51L31 50ZM84 47V46H83ZM142 47H143V49H142ZM147 47V46H146ZM159 47V48H160ZM187 47H189L190 49H188ZM10 48V49H9ZM63 48V49H62ZM150 48V47H149ZM158 48V49H159ZM242 48V47H241ZM250 48V49H249ZM6 49H8L7 51H5ZM29 49L31 50L30 52H29ZM56 49V50H55ZM59 49V50H58ZM98 49V50H97ZM100 49H101V52L103 53H99L100 52ZM103 49H105V50H103ZM175 49V48H174ZM243 49V50H244ZM3 50L6 52V53H8V54H5L4 56H3V54H4V52H3ZM20 50V52H18ZM28 50V51H27ZM34 50H36V51H34ZM67 50H69L68 51V54L69 55H67ZM84 50H86V49H84ZM92 50V51H91ZM148 50V49H147ZM160 50H162V49H160ZM181 52H180V51ZM193 50V51H192ZM197 50V49H196ZM64 51H66V53L64 52ZM71 51H74V53H72ZM175 51V52H176ZM179 51V52H178ZM245 51V50H244ZM243 51V52H244ZM249 51L247 52V50H246V52L249 54ZM254 51H256V50H254ZM24 52V53H23ZM36 53V55H35V53ZM84 52L82 51V53L84 54ZM94 52H95V54H94ZM96 52H98L99 54H101V55H99L98 53H96ZM185 54H184V53ZM189 52V53H188ZM21 54V55H19V54ZM23 53V54H22ZM27 53V55L28 56H25V54ZM31 53V54H30ZM61 53V54H60ZM62 53H63V55H62ZM66 54V56H68V58L66 57V56H64L65 54ZM89 53H91V54H89ZM183 53V54H182ZM194 53V52H193ZM250 53H251V51H250ZM253 53L255 54L254 56L257 58V63H258V65H260L261 63H262V60L260 59H258V58H260V55H257L258 53L256 52H252L251 53V55H252V57L251 58H253ZM40 54V55H39ZM80 55H82V56H80L79 55V57H81V58H83V54H81V53H79ZM98 54V56H99V58L101 59H99V61H97L98 60V56H96ZM191 54H192V57H191ZM7 55V56H6ZM31 55V56H30ZM45 55V56H44ZM162 55V54H161ZM250 55V54H249ZM249 55L247 56V54L245 55V52H244V55H243V59H246V61L248 60V59H250V60H252L250 57H249ZM18 56V57H17ZM35 56V57H34ZM36 56L39 58V56H40V58L39 59H41V60H37L36 59ZM188 56V57H187ZM189 56L191 57L190 59H188L189 58ZM26 57V58H25ZM28 57V58H27ZM35 59H34V58ZM71 57H73V58H71ZM78 57V56H77ZM95 57H97L96 58V60H95V62H94V59H95ZM106 57V58H105ZM247 57H249L248 59H247ZM254 57V58H255ZM11 58V59H10ZM43 58V59H42ZM71 58V59H70ZM94 58V59H93ZM161 58V59H160ZM186 58H187V60L189 61L188 63H187V60H186ZM8 59V60H7ZM14 60V62H11V60ZM29 59V60H28ZM73 59V60H72ZM80 59V58H79ZM137 59V58H136ZM164 59H166V58H164ZM243 59L241 60V61H243ZM20 60V61H19ZM24 60V61H23ZM63 60V61H62ZM134 60V61H133ZM167 60H166V62H167ZM177 60H178V62H177ZM259 60V61H258ZM4 61V62H3ZM41 61V62H40ZM77 61V62H76ZM165 61V60H164ZM240 61V60H239ZM245 61V60H244ZM261 61V62H260ZM39 62L41 65H39V63H38V65H37V63ZM61 62H62V64H61ZM67 62V63H66ZM71 62V63H70ZM74 62V63H73ZM83 62H86V61H83ZM139 62L140 63H142L143 61L139 58L138 59V65H139ZM175 62V63H174ZM20 65V66H18V64ZM22 63V64H21ZM34 63V64H33ZM53 63V64H52ZM56 63V64H55ZM87 63V62H86ZM85 63V64H86ZM164 63V62H163ZM239 63H241V62H238V64ZM32 64V65H31ZM97 64V65H96ZM254 64H256L255 62H254ZM1 65V64H0ZM34 65V66H33ZM52 65H54V66H52ZM57 65V66H56ZM59 65H61V67L59 66ZM62 65H64L63 67H62ZM69 65V66H68ZM70 65H72V66H70ZM95 65V66H94ZM119 66V67H123V66ZM187 65H189L188 67H187ZM257 65V64H256ZM257 65V66H258ZM10 66V65H9ZM9 66H8V68H9ZM193 66V65H192ZM25 67V68H24ZM37 67V68H36ZM53 67V68H52ZM60 67V68H59ZM73 67V68H72ZM76 67V68H75ZM95 67V68H94ZM110 67V68H109ZM162 67H164V68H162ZM20 68V69H19ZM72 68V69H71ZM78 68V69H77ZM92 68L94 69V71L92 70ZM187 68H188V70H187ZM190 68V69H189ZM6 69V68H5ZM5 69H0V71H1V75H2V72H8V73H6V74H8V75H10V71H8L7 69L5 70ZM10 69H11V66H10ZM13 69V70H14ZM46 69V70H45ZM58 69V70H57ZM63 69V71H65V72H62V74H61V70ZM64 69H66V70H64ZM69 69V70H68ZM167 69V70H166ZM169 69H170V71H169ZM2 70H5V71H2ZM12 70V69H11ZM23 70V71H22ZM28 70V71H27ZM32 70V71H31ZM90 70V71H89ZM112 70V71H111ZM116 70L118 71V72H116ZM162 70H164V72H162ZM36 71V72H35ZM77 71V72H76ZM93 73H92V72ZM144 71V70H143ZM40 74H39V73ZM78 72H79V75H81V76H77L76 75V73L78 74ZM86 72V73H85ZM255 72V71H254ZM13 73V72H12ZM18 73V72H17ZM16 73V74H17ZM24 73V74H23ZM27 73V74H26ZM63 73H65V74H63ZM83 74V76H82V74ZM91 73V74H90ZM108 73V74H107ZM119 73V74H118ZM161 73H162V75H161ZM164 73V74H163ZM32 74V75H31ZM47 77V75H48V77L46 78L44 75ZM67 74L68 75H70V76H72V77H68L67 76ZM73 74V75H72ZM75 74V75H74ZM85 74V75H84ZM90 74V75H89ZM167 74V75H166ZM0 75V76H1ZM3 75H5V73L3 74ZM12 75V74H11ZM31 75V76H30ZM127 75V76H126ZM133 75V76H132ZM164 75H166V76H164ZM186 75V76H185ZM5 76H7V75H5ZM17 76H18V74H17ZM37 76V77H36ZM121 76H126V77H121ZM2 77V76H1ZM0 77V96H6L7 94H5L6 92H9L6 88L9 86H5L4 87V83L6 82H4V80L5 79H7V77H2L3 78V82H2V78ZM40 77H41V79H40ZM43 77V78H42ZM119 77V78H118ZM133 77V78H132ZM187 79H186V78ZM8 78H9V76H8ZM11 78V77H10ZM16 78V75H15V77H14V79ZM23 78H25V80H22ZM76 80V78H77V80H76V84H78V85H75V82H73L74 80ZM123 78V79H122ZM132 78V79H131ZM26 79L28 80V81H26ZM34 79H36V80H34ZM45 79V80H44ZM72 79V80H71ZM92 79V80H91ZM122 79V80H121ZM130 79V80H129ZM190 79V78H189ZM12 80V79H11ZM19 80H21L22 82H20ZM34 80V81H33ZM67 80V81H66ZM91 82H90V81ZM186 80V81H185ZM8 81V80H7ZM10 81V80H9ZM13 81V80H12ZM25 81H26V83H25ZM36 81V82H35ZM47 81V82H46ZM77 81H78V83H77ZM80 81V82H79ZM158 81H160V82H158ZM183 81V82H182ZM85 82V83H84ZM87 82H88V85H90L91 84V89H89L90 91H88L87 90V88H85V87H87V86H85L86 84H87ZM154 82H157V86H158V91L156 90V88H154L155 86H156V83H154ZM190 82V81H189ZM15 82H13L12 84L13 85H15L14 84ZM41 83V84H40ZM43 83L45 84V85H43ZM70 85H69V84ZM81 83V84H80ZM133 83V84H132ZM180 83V84H179ZM19 84V85H20ZM24 84L22 83L21 85H23L24 86ZM26 84V85H27ZM47 84V85H46ZM155 84V85H154ZM179 84V85H178ZM181 84H183V85H181ZM64 85V86H63ZM67 85H69V86H67ZM129 85V86H128ZM153 85V86H152ZM187 85V84H186ZM22 86V87H23ZM30 86H32V85H30ZM76 86H78V87H76ZM82 88H81V87ZM127 86V87H126ZM133 86H135V84L133 85ZM132 86V87H133ZM156 86V87H157ZM25 87V86H24ZM28 87V85L26 86V88ZM67 87H69V89H67ZM180 87V88H179ZM9 88H10V86H9ZM29 88V87H28ZM73 88V89H72ZM74 88H75V90H74ZM78 88H80V89H78ZM107 88V89H106ZM134 88V87H133ZM153 88L155 89V91H153ZM177 88L180 90H177ZM30 89V88H29ZM32 89V88H31ZM70 89H72V91L70 90ZM122 89V90H121ZM6 90V92H4ZM77 90H78V92H77ZM81 90V91H80ZM83 90V91H82ZM125 91L124 92V94H123V92L122 91ZM176 90H177V92H176ZM60 91V92H59ZM64 91V92H63ZM79 91H80V93H79ZM88 91V92H87ZM104 91V92H103ZM2 92H4L3 94H2ZM71 92L73 93V96H72V94H71ZM74 92H75V94H74ZM82 92H84V93H82ZM153 92V93H152ZM169 92V93H168ZM106 93H107V91H106ZM120 93H121V96H120ZM162 93V92H161ZM51 94V95H50ZM108 94V95H109ZM123 94V95H122ZM132 94H135V93H132ZM54 95V96H53ZM59 95H60V97H59ZM76 95H78L77 97H76ZM89 95H91L92 97H90ZM96 95V96H95ZM126 95V96H125ZM155 95V94H154ZM181 95V94H180ZM79 96H82V97H79ZM162 96V95H161ZM167 96H169V95H167ZM60 99H59V98ZM70 97H69V99H70ZM98 97V98H99ZM110 97H114L113 95L111 96L110 95ZM122 97V98H121ZM125 97V98H124ZM99 98V99H100ZM103 98V97H102ZM102 98L100 99V102H102L101 100H102ZM137 98V97H136ZM165 99H167V97H164ZM169 98H170V96H169ZM53 99V100H52ZM76 99H75V101H76ZM99 99H97L96 101L97 102H99L98 100ZM133 99H135V98H133ZM81 100V99H80ZM79 100V101H80ZM131 101H133L132 99H130ZM138 100V99H137ZM137 100H134V101H137ZM1 102L3 101L2 100V98H1V100H0ZM54 101V102H53ZM75 101H74V104H76L75 103ZM78 101V100H77ZM82 101H80L81 103H82ZM131 101H128V103H130ZM156 101V100H155ZM161 101V100H160ZM163 101V100H162ZM0 102V103H1ZM89 103L88 105L90 106V105H92V106H94V108L93 107H89L90 108V110H92V115H94V117L92 116V118H94V120L97 118L96 116L99 114L98 112H99V108H97L96 109V107L95 106H100V105H98V104H101V103ZM124 103H125V105H124ZM132 103H134V102H132ZM135 103H138V102H135ZM95 104V105H94ZM97 104V105H96ZM131 104V103H130ZM124 105V106H123ZM129 105V104H128ZM133 105H135V104H133ZM2 105L0 104V109L3 107H1ZM60 106V107H59ZM105 106V105H104ZM136 106V105H135ZM64 107H67V106H64ZM63 107V108H64ZM69 107V106H68ZM67 107V108H68ZM122 107H125V108H122ZM132 107V106H131ZM93 108V109H92ZM103 108V107H102ZM106 108V107H105ZM105 108H103V113H104V109ZM126 108H128V109H126ZM62 109V110H61ZM66 109V108H65ZM107 109L108 110H106L105 109V111H109V108L107 107ZM115 109H117V108H115ZM125 109V110H124ZM89 110V111H90ZM94 110H95V114H93L94 113ZM96 110H98L97 112H96ZM111 110V109H110ZM57 111V112H56ZM63 113H62V112ZM116 111H118V110H116ZM111 112H112V114L115 116V114H117V113H114V109H113V111L111 110ZM128 112H130V113H128ZM134 112V111H133ZM172 112H174V111H172V109H171V107H167V109H166V114L168 115V118H173V122H174V124L176 125V131L178 130L179 132H180V138L182 139V136L181 135H183V133H184V131H185V133L186 134H184L185 136L188 134V132H186V130H185V127H186V125H185V119L187 120V118H186V116L185 117H183L184 115H183V113L180 115L179 114V112L177 111V114L175 113L174 115V117L176 118H174L173 117V114H171ZM176 112V111H175ZM61 113V114H60ZM91 113V112H90ZM98 113V114H97ZM181 113V112H180ZM123 114V115H124ZM62 115V116H61ZM96 115V116H95ZM113 115H111L112 117H113ZM172 115V116H171ZM51 116V117H50ZM99 116V115H98ZM58 117H60V118H58ZM96 117V118H95ZM170 118V119H171ZM185 118V119H184ZM62 119H64V120H62ZM93 120V121H94ZM174 120H176V121H174ZM62 122V123H61ZM67 122V123H66ZM52 123V122H51ZM60 124V125H59ZM65 124H63V125H65ZM255 124V123H254ZM258 125H259V123H257ZM244 125V124H243ZM242 125V126H243ZM257 125V126H258ZM261 125V124H260ZM260 125H259V127L258 128H260ZM52 126V125H51ZM84 126V124H82V127ZM111 126V125H110ZM110 126H108L109 128H110ZM245 126V125H244ZM243 126V127H244ZM247 127H249V128H251V124L250 125H246ZM245 126V127H246ZM254 126V125H253ZM257 126L255 127L256 129H257ZM55 127V126H54ZM56 127V128H57ZM107 127V126H106ZM243 127H241L240 129H246V128H243ZM86 128V127H85ZM109 128H103L105 131H106V133L104 132V130L102 131V130H100V131H102V133L101 132H98V133H100V135L98 134V135H91V136H95V137H93L94 138V140H91V143H90V137L91 136H89V138H88V140H85V141H87V142H85L86 144L84 145L85 147H89V148H91V150L94 152V151H96V147H98L97 146V144L99 145L100 144V142H98L99 141V139H104V137L105 138H107V133L109 132ZM263 128V126H261V129ZM253 128H251V130H252ZM174 130V129H173ZM172 130V133L173 132H175V131H173ZM239 130V129H238ZM243 130H241V131H243ZM250 130V131H251ZM263 130V129H262ZM262 130H259L258 129V131H262ZM108 131V132H107ZM177 131V132H178ZM187 131H188V129H187ZM240 131V130H239ZM246 131V133H248V131H247V129L245 130ZM245 131H243L242 132V134L240 135V136H242V137H240V136H238L236 139H234V141H232V142H230L229 144L230 145H228V146H225V147H228L227 148V152H226V148H224L225 149V151L222 153L224 156H220L223 160H224V162H223V160H222V162H221V160H220V162H221V164H227V165H230V166H225V169H223V171H225L224 173H228V174H223L222 176H226L225 177V179L227 178L228 180H226V181H223L222 180V176H221V180H222V184H224L223 182H227V181H232V182H228V183H226V184H224V186H222V189L224 190V192H226L225 190H227V193H230L231 192V195L233 194V195H235L236 196V193H234L235 191H234V189L236 190V191H238V189H240V193L243 195V193L245 194L246 193V191L248 190H251V187H252V190L254 189V190H256V189H258L257 187H262L261 188V191H260V188L257 190L258 192H260V194L259 193H257V194H259L260 195V197H259V195H257V194H253L254 196L255 195H257V197L258 198H260V199H256V201H260V202H255V203H251V204H249V206L248 207H246V209L244 208V207H242L243 209H238L237 207H230L229 209H228V207L227 206H225L224 204L225 203H223L222 201H224V196L222 197L221 196V198H222V200L221 199H219L222 203L220 204V202H218L221 206H223L224 205V209H223V207H221L220 205V207H218V203H217V201H215V204H216V207L214 206V209L213 208H208V206L209 207H211L212 205H209V203H211V199H212V194H213V190L215 189V191L218 193V198L220 197V194L222 193V191H219V192H221V193H219L217 190H219V186H218V188L216 187H214L215 186V182H217V180H219L220 181V176H219V179H217L216 180V178H218V176L216 175V173H213L214 175H212L211 173V176H212V188L211 189H213L212 191H211V189H210V192H212V194H208L211 198H208V200L210 201L209 203H207L204 199H206V198H202L203 197V192H200L201 190H198V188L200 189L201 187H199V185H201V184H203V183H205V181H204V178H203V176H202V174H200L201 175V178H197V177H195V178H192V180H190L191 179V177L190 178H187V177H189V175L191 174H194V172H190L189 174H188V172H186L187 170H185V172L183 171V169H185V167H187V165L185 164V163H187L188 164V170H189V167L191 166L190 165V162H189V160H188V158H190V156L188 157V156H182L181 154H182V152H181V154H179V155H177L176 153H180L179 152V150H180V148H176L177 147V143H176V141L177 140H175V142H174V140H173V142L176 144V147H174V143L172 142L171 144H170V149H171V147H172V149H171V154H170V152H169V150L166 152L164 149H163V147L161 146V142H159L160 140L158 139V137L161 135V133H158V131L156 130H154V132H153V135H154V138H156L157 137V141H158V143H157V141L156 142H154V138H153V135L151 136V137H148V138H150V139H152V141H148V140H150V139H145L144 138V136H146V135H144V136H142L143 138H144V140L142 141V139H141V137H138V139H137V137H136V139L138 140V142H136L137 144L139 143V142H141L142 141V143H144V144H142L141 143V145H139L140 146V148L142 149V152H143V155L142 156H140V158H141V160H139L140 162H141V164H139V166L141 167H139L140 168V172H141V170H142V174L140 173V175H141V177L140 178H142V175L144 174V177H146V179L147 178H149V179H151V180H147L148 181V184H147V182H146V179L145 180H143L142 182H143V184L144 183H146L147 184V186H148V188H147V186L145 187V188H143L141 185V187L138 185V184H140V178L138 177V176H136L137 175V173H135V172H139V170H137L138 169V167H137V165H138V163L137 162H139V161H137L136 159H133V160H136L135 161V163L134 162H131L130 161V165H128V167H127V165H126V167L125 168H123V169H128L126 172L127 173H129L130 174V177H131V180L129 181V185H130V190L131 191H136L137 189L139 190V191H141V193H143V192H146L147 191V189L149 190V196H151L150 198L152 199L150 202H148L150 205H149V207H150V210L151 209H154V211H156V212H160V214L161 213H163L164 212V208H166L165 207V205H168V203L170 202V199H171V201L174 199V198H176V199H174L175 200V203H173L174 201H172V202H170V204H169V206H170V208H172V213H173V211H175V213H173V215L175 214L176 215V213H177V215H181L182 216V213L181 214H178V212L180 211V209L182 208V211L183 210H185V212H186V209H187V212L188 211H190V212H192V210L194 211V209L193 208H190V204H192V205H196L197 206V209L196 210H198V213L199 214H201L202 216H203V218L201 219L200 217H202V216H200L199 214H193V212H192V216L194 215V217H196L195 215H197V217H196V219L197 218H199V220H198V224H200L199 226L200 227H198V225L197 224H195V225H197V228H194L195 230H197V229H201V231L199 230H197V232H194L192 229V227L194 226V225H192L191 223V225H192V227H191V225H189V223L187 222V223H185V222H183L184 220H182V221H180V218L182 219L183 217H181L180 216V218L179 217H177V215L175 216L174 215V218L176 217V220H174V218H173V220H172V223H170V224H173V225H171L172 227L170 228V231L169 232H171L170 233V237L168 236V239L170 238L171 239V237H172V239H171V241L169 240L168 241V239H166L167 237H164V239L166 240V241H168L167 243V245H166V241H163L164 239H161L162 237H158V239L157 240H154V241H151V240H144V243H145V241L147 242L146 244H144L145 246H147L148 245V249H147V247H145L144 249V251H146V250H148L146 253H144L145 255H141V256H139V258H140V262L142 263V264H156L157 262H158V264H162V262H163V264H187L186 262H188V264H201V263H203V264H255L257 261H254V259L255 260H257V259H259V258H261V260L259 261V262H262V256L264 257V251H262V250H264L263 249V246H264V241H263V246H261V244L259 243H257V242H262L261 241V239L260 240H258V238H264V227L261 225V227H259L258 226V223L259 222H257L258 220L260 221L261 220V218L263 217L264 218V168H263V157L264 156H258V154H260L259 152H256L257 153V156H252V154H251V156H244L245 154H246V152H248V149L250 148V146H249V148H246L245 147V145L248 147V145H247V143L249 144V145H251V144H255L256 142H254V139L255 140H257L258 138H256V137H252V139L253 140H251L250 139V141H253V143H249L250 141H249V138L247 139V137L245 138V134H244V132ZM253 131V130H252ZM103 132H104V134H103ZM157 132V133H156ZM238 132V131H237ZM254 132V131H253ZM255 132H256V130H255ZM143 133V132H142ZM182 133V134H181ZM252 133V132H251ZM257 133H259V132H257ZM106 134V135H105ZM152 134V133H151ZM158 134H160V135H158ZM264 134V133H263ZM262 134V135H263ZM33 135V134H32ZM102 135V136H101ZM135 135H137V134H135ZM138 135H140V134H138ZM137 135V136H138ZM148 135V134H147ZM184 135H183V137H184ZM249 135V134H248ZM252 135H254L255 136V133H253ZM261 134L259 133V136H260ZM119 136V135H118ZM116 136L117 138V140H119V137L121 136ZM174 136H177V135H174ZM173 136V137H174ZM244 136V137H243ZM256 136H257V134H256ZM147 137V136H146ZM161 137V136H160ZM159 137V138H160ZM258 137V136H257ZM121 138H123V137H121ZM177 138V137H176ZM240 138V139H239ZM241 138H245L244 139V141L245 142H243V139H241ZM32 139H33V141H36L37 139H36V134H34L33 135V137H32ZM92 139V138H91ZM239 139V140H238ZM148 141V144H147V142L145 143V141ZM236 140V141H235ZM88 141H89V143H88ZM97 141V142H96ZM101 141V143H102V140H100ZM249 141V142H248ZM92 142H93V144H96L95 146L94 145H91L92 144ZM149 142H151V143H154V144H149ZM234 142V143H233ZM236 142V143H235ZM155 143H157V145L158 146H156V144ZM241 143V144H240ZM243 143H244V145H243ZM140 144V143H139ZM254 144L252 145V146H254ZM88 145V146H87ZM90 145V146H89ZM234 145V146H233ZM237 145V146H236ZM240 145V146H239ZM243 145V146H242ZM91 146H94V147H91ZM148 146V147H147ZM154 146H156L155 148H153ZM179 146V145H178ZM84 147V148H85ZM146 147H147V149H146ZM158 147H162V149L163 150H161V149H159ZM229 147H230V149L232 148V150L230 151L229 150ZM237 147H239V149H240V152H239V154H237L238 152H236L235 153V151H236V149H238ZM243 147V148H242ZM93 148H94V150H93ZM145 148V149H144ZM151 148V149H150ZM234 148H235V150H234ZM159 149V150H158ZM179 149V150H178ZM146 150V152H145V154H144V151ZM155 150V151H154ZM177 150H178V152H177ZM251 150V153H252V147H251V149H249V151ZM255 149L253 148V151H254ZM160 151V152H159ZM232 151H234V153L235 154H233V152ZM237 151H239V150H237ZM242 151H245V154H240ZM122 152V151H121ZM169 152V153H168ZM125 153V152H124ZM154 153V154H153ZM163 153V154H162ZM243 153V152H242ZM255 152H253V154H254ZM120 152H118V153H115L114 155H115V160H117V162L116 163H118V162H122V161H124V160H122L123 158V156H128L126 153H125V155L123 154V152L120 154ZM232 154H233V156H232ZM117 155L118 156H120L121 158H120V160H119V157H117ZM159 155V156H158ZM165 155V156H164ZM226 155V156H225ZM235 155V156H234ZM237 155V156H236ZM239 155V156H238ZM241 155V156H240ZM256 155V154H255ZM81 156V155H80ZM217 157V156H216ZM219 157V156H218ZM220 157H219V159H220ZM224 157H225V159H224ZM127 158V157H126ZM185 158V159H184ZM247 158V160H245ZM263 159V160H262ZM22 160H24L25 161V159H23V158H19V160L18 161H22ZM122 160V161H121ZM131 160H132V158H131ZM132 160V161H133ZM185 162H183V161ZM10 161V162H9ZM235 161V162H234ZM255 161H257V162H255ZM12 161L9 159V158H7V157H5V156H2L1 154H0V167L2 166L3 167V165H4V171H6V176L7 177H15V175L17 176L18 174H16L15 172H17V171H19L20 172V167H21V165H19V162H16L17 164H18V166H16V164H14L13 162L11 163ZM129 162V161H128ZM139 162V163H140ZM237 162V163H236ZM244 162V163H243ZM247 162V163H246ZM124 163V162H123ZM239 163V164H238ZM261 163V164H260ZM7 164V165H6ZM119 164V163H118ZM122 163H120L119 165H121ZM136 164V165H135ZM242 164H243V166H242ZM250 164V165H249ZM252 164V165H251ZM14 165V167H12V166ZM23 165H26V164H23ZM22 165V166H23ZM142 165V166H141ZM185 165V167L183 168V166ZM246 165H248V166H245ZM257 165H260V166H257ZM16 166V167H15ZM101 166V165H100ZM123 166V165H122ZM171 166H172V168H171ZM223 166V165H222ZM224 166L222 167V168H224ZM237 166V167H236ZM240 166V167H239ZM251 167L252 169H250L249 168V172L251 173V171L253 172V173H251L252 175H249V173H248V170H246V172L244 173V169L245 168H247V167ZM255 166H257L258 167V169H260V170H257V167H255ZM7 167V168H6ZM12 167V168H11ZM120 167V166H119ZM124 167V166H123ZM233 167V168H232ZM236 167V169L238 170L239 168H240V170L238 171V173H241V171H242V173H241V175H236V173L237 172H235L234 171V168ZM239 167V168H238ZM244 167V168H243ZM262 169H261V168ZM83 167H81L80 168V170L78 169L76 172H77V174L75 173V175L77 176H75L76 178H78V173H79V171H81V169H82ZM222 168H220V169H222ZM241 168H242V170H241ZM256 168V169H255ZM6 169V170H5ZM9 169V170H8ZM19 169V170H18ZM122 169V170H123ZM168 169V170H167ZM187 169V168H186ZM226 169H227V171H226ZM232 169V170H231ZM248 169V168H247ZM254 169L256 170V171H258V172H255L254 171ZM22 170V169H21ZM96 170H101V173H102V176H98L99 178L100 177H106V172L105 171H107L106 170V167H105V169H104V166H102V168L100 169V168H97ZM133 170H134V172H133ZM174 170H175V172H174ZM177 170V171H176ZM228 170H230L229 172H228ZM236 170V171H237ZM8 171V172H7ZM11 171L13 172V173H11ZM44 172V169L42 168L41 170H40V174H42L43 172ZM103 171V172H102ZM232 171V172H231ZM262 171V172H261ZM97 172V174L100 172V171H96ZM122 172H124V170L122 171ZM174 172V173H173ZM231 172V173H230ZM233 172H235V173H233ZM261 174H260V173ZM18 173V172H17ZM106 173V174H105ZM125 173V172H124ZM177 173V174H176ZM179 173V174H178ZM181 173H182V175H181ZM184 173V174H183ZM9 174V175H8ZM10 174H13V175H10ZM135 174V176H133ZM185 174H188V175H186V178H185ZM198 174V173H197ZM220 174V173H219ZM221 174H222V172H221ZM230 174H233V175H235L236 176V179H235V176H231ZM248 174V176H246ZM256 175V176H254V175ZM80 175V174H79ZM108 175V174H107ZM133 177H132V176ZM148 175V176H147ZM163 175V176H162ZM179 175V178L180 179H182V180H179V178L177 177ZM195 176H197L196 174H194ZM199 175V176H200ZM217 177H216V176ZM227 175H230V176H227ZM181 176H182V178H181ZM210 176V175H209ZM214 176H215V178H214ZM237 176H239L240 178H237ZM104 177V179H108V178H105ZM108 177V176H107ZM137 177L139 178V179H137ZM154 177V178H153ZM159 177V178H158ZM161 177H163V181H165V178H166V181H167V177H168V179L170 180V179H172V178H178L177 180L178 181H181L180 183H182V186L181 185H177L176 184V182H175V184H176V186L174 185V187L173 188H171L172 190H170V191H172V195L170 194H167V193H169L168 191L167 192H165L164 190H162L161 189V187L163 188V182H162V184H161V181H162V178ZM233 177V179L232 180H230L231 178ZM158 178V179H157ZM79 179V178H78ZM103 179V178H102ZM137 179V181H135V180ZM207 179V178H206ZM208 179H209V177H208ZM224 179V178H223ZM241 179H242V181H241ZM176 180V181H177ZM186 180V181H185ZM196 180H198V181H196ZM202 180V181H201ZM235 180H239V182H235V184H234V181ZM151 181V182H150ZM160 181V182H159ZM165 181V182H166ZM177 181V182H178ZM183 181H184V183H183ZM191 181H194V182H191ZM196 181V182H195ZM209 181H211V180H209ZM207 182L208 184L210 183V182ZM241 181V182H240ZM105 182V183H104ZM108 183V181H103V185H101V186H104V185H106L107 183ZM150 182V183H149ZM188 182V183H187ZM202 182V183H201ZM244 182H245V184H244ZM137 184V186H138V188H137V186H136V184ZM159 183V184H158ZM179 183V182H178ZM190 183V184H189ZM197 183H200V184H197ZM206 183V184H207ZM231 183V184H230ZM237 183V184H236ZM258 183H259V185H258ZM157 184V185H156ZM217 184V183H216ZM221 184V181H220V185H222ZM228 184V185H227ZM242 184H244V185H242ZM261 184V185H260ZM135 185V186H134ZM159 185H161V187L159 186ZM186 185V186H185ZM192 185V186H191ZM195 185V186H194ZM210 185V186H211ZM226 185V186H225ZM236 185H238L240 188H237L238 186H236ZM159 186V187H158ZM177 186H179V187H181V188H178ZM184 186V187H183ZM187 186L188 187H190L191 188V190L189 189V188H187ZM207 186V185H206ZM209 186V185H208ZM247 186V187H246ZM193 187V188H192ZM198 187V188H197ZM203 187V186H202ZM228 187V188H227ZM245 187H246V189H245ZM145 190L146 189V191H144L143 189ZM186 188V189H185ZM206 188V187H205ZM160 189V190H159ZM180 189V190H182V193L180 192V190L178 191V190ZM187 189H189V190H187ZM192 189H193V192H192ZM196 189V190H195ZM209 189V188H208ZM217 189V190H216ZM242 189V190H241ZM9 191H10V189H8ZM97 190V189H96ZM138 190H137V192H138ZM158 190V191H157ZM162 190V191H161ZM174 190V191H173ZM194 190L196 191V192H198V193H196V192H194ZM228 190H230V191H228ZM232 190V191H231ZM245 192H244V191ZM134 191V192H135ZM143 191V192H142ZM161 191V192H160ZM163 191H164V193H166V194H164V195H162L163 194ZM175 191H178V192H175ZM183 191H184V193L185 194H183ZM241 191H243V193L241 192ZM248 191H247V193H248ZM12 192V194H14L13 192L14 191H11ZM16 192V191H15ZM94 192H95V190H94ZM159 192V193H158ZM187 192H188V194H187ZM209 192V193H210ZM223 192V194H226V193H224ZM255 192V191H254ZM263 192V193H262ZM126 193H127V191H125V195L122 197V201H126L127 203L126 204H128V202L130 203V201L132 200L131 198H130V201H129V194H127L126 195ZM132 193V192H131ZM178 193V194H177ZM195 193V194H194ZM247 193H246V195H247ZM250 193H253L252 191L250 192ZM93 194V193H92ZM134 194H136V193H134ZM177 196H176V195ZM202 194V195H201ZM239 193L237 192V195H238ZM249 194V193H248ZM15 195V194H14ZM13 195V196H14ZM131 195V194H130ZM166 195H167V197L169 196V198H168V200H167V197H166ZM185 195H188V196H186L185 197ZM197 195V196H196ZM226 195H230V194H226ZM252 194L250 195V196H253ZM174 196V197H173ZM191 196V197H190ZM199 196H201V197H199ZM216 196V195H215ZM214 196V197H215ZM244 196V197H243ZM243 196H241V195H238V196H236L237 198H239V197H241V198H239V199H242V201L244 200L243 198H248V196H246L245 197V195H243ZM249 196V197H250ZM126 197H128V198H126ZM191 199H190V198ZM204 197H205V195H204ZM243 197V198H242ZM263 197V198H262ZM124 198H126V199H124ZM164 198V199H163ZM165 198H166V201H165ZM187 198V202H185L184 200ZM194 198H195V200H194ZM199 198H200V202H199ZM217 197H215V199H216ZM163 199V200H162ZM188 199L191 201L190 202V204L188 203L189 201H188ZM203 199V200H202ZM214 199V200H215ZM121 200V199H120ZM149 200V199H148ZM153 200H154V202H153ZM177 200V201H176ZM217 200V199H216ZM194 201H195V203H194ZM206 203H205V202ZM233 201H235V200H233ZM132 202V201H131ZM163 202V203H162ZM167 204H166V203ZM177 202H178V204H177ZM180 202V203H179ZM202 202V203H201ZM147 203V202H146ZM145 203V204H146ZM147 203V204H148ZM172 203H173V205H172ZM201 203V204H200ZM259 203V204H258ZM165 204V205H164ZM183 206V205H185V204H188V207L186 206V209H183V207L181 206V205ZM198 204H199V208H198ZM208 204V206H206ZM223 204V205H222ZM163 205V206H162ZM200 205H201V207H200ZM206 206V207H204V206ZM252 205L254 206L253 207V209L251 208L252 207ZM256 205V206H255ZM258 205H260L261 206V211H260V206L258 207ZM158 206V207H157ZM161 206V207H160ZM173 206V207H172ZM185 206H184V208H185ZM196 206H194V207H196ZM251 206V207H250ZM135 208H136V206H134ZM134 207H132V208H134ZM149 207H147V209L149 208ZM152 207V208H151ZM175 207V208H174ZM176 207H178V208H176ZM181 207V208H180ZM191 207H193V206H191ZM146 208V207H145ZM209 210H211L210 212L211 213H209V211H208V209ZM235 208V209H234ZM163 211H162V210ZM202 209V210H201ZM234 210V212L233 211H231V210ZM236 209H237V213H239V211H240V213H241V215H240V213H239V215H240V218H238L239 216H238V214L236 213V215H234L235 214V212H236ZM251 209V210H250ZM149 210V209H148ZM148 210H145L146 211V213H149V212H147ZM149 210V211H150ZM162 212H161V211ZM179 210V211H178ZM201 210V211H200ZM239 210V211H238ZM245 210V211H244ZM250 210V211H249ZM152 211V210H151ZM153 211V212H154ZM200 211V212H199ZM205 211V212H204ZM206 211H208V212H206ZM223 211V212H222ZM225 211V212H224ZM252 211H253V213H252ZM152 212V213H153ZM159 212L158 213H156L155 215H159ZM181 212V211H180ZM187 212H186V215H185V217H187L188 218V214H187ZM197 212V211H196ZM226 212H227V215H226ZM233 212V215L235 216V217H233V215L231 214V213ZM251 212V213H250ZM202 213H204V214H202ZM225 213V214H224ZM234 218H232L231 219V216L229 215V214ZM262 213V214H261ZM151 214V213H150ZM163 214H165V212L163 213ZM212 216H211V215ZM251 214H252V216H251ZM53 215H55V216H53ZM56 215L57 214H52V219L54 218V221L56 220ZM151 215H154V213L153 214H151ZM183 215H184V213H183ZM205 215H208V216H205ZM217 215V216H216ZM228 215L230 216V218L228 217ZM58 216V215H57ZM191 216V214L189 215V217ZM238 216V217H237ZM253 216H254V218H253ZM258 216V217H257ZM148 217H150V216H148ZM153 217H155V216H153ZM194 217H192V218H194ZM207 217H209V218H207ZM217 217V219H215V218ZM59 217H57V219H58ZM178 218V219H177ZM262 218V219H263ZM195 219V218H194ZM195 219V220H196ZM207 219V220H206ZM232 220V222L231 221H228V220ZM206 222H205V221ZM222 220V221H221ZM236 220H237V222H236ZM245 220V221H244ZM53 221V220H52ZM193 221V220H192ZM202 221V222H201ZM208 221V222H207ZM210 221V222H209ZM218 221V222H217ZM262 221V220H261ZM260 221V222H261ZM55 222H57V221H55ZM176 222H177V224H176ZM238 225V224H240V225H242V226H249V225H257V227H255V228H260V229H262L263 230V234L261 235V234H259V236L257 237V236H255L253 239H255V240H252L253 242H250L251 240L250 239H248V238H246V240H245V237H243L244 238V241H242V237H240V234L239 233H237L236 234V232L237 231H232V230H236L235 228H237V227H241V226H237L235 223ZM241 222H242V224H241ZM248 222V223H247ZM179 223V224H178ZM182 225H181V224ZM202 223H203V226L205 227H207V225L208 226H210V227H205V229H203L202 227ZM205 223V224H204ZM209 223H210V225H209ZM213 223V224H212ZM251 223V224H250ZM256 223V224H255ZM261 223H263L264 224V219H263V221L261 222ZM260 223V224H261ZM194 224V223H193ZM153 225L155 226V220H154V222H153ZM186 225V226H185ZM188 225H189V227H188ZM216 225H217V227H216ZM224 227H223V226ZM202 226V227H201ZM235 226V227H234ZM237 226V227H236ZM175 227V228H174ZM176 227H177V229H176ZM229 227V228H228ZM184 229L183 231H182V229ZM189 228V229H188ZM173 231H172V230ZM176 229V230H175ZM187 229V230H186ZM214 229V230H213ZM219 229V230H218ZM259 229V230H260ZM175 230V231H174ZM180 230V231H179ZM193 232H192V231ZM204 232H203V231ZM232 231V233H231V235L230 234H227L228 233V231ZM182 231V232H181ZM188 231V232H187ZM213 231H214V233H213ZM184 232H186L185 233V235L183 236V234H184ZM191 232V233H190ZM227 232V233H226ZM176 233H177V235H176ZM194 233V234H193ZM197 233V234H196ZM203 233V234H202ZM211 234L212 235V237H211V235H209V234ZM233 233H235V234H233ZM145 235L146 233H142L141 235ZM156 234H158V233H156ZM172 234H173V236H172ZM179 234V235H178ZM180 234H182V235H180ZM190 234V236H188ZM159 235V234H158ZM195 235H197V236H195ZM204 235V236H203ZM230 235V236H229ZM234 235V236H233ZM236 235V236H235ZM148 236V235H147ZM146 235L145 236H142L143 237V239H144V237H145V239H147L148 237H147ZM194 236H195V238H194ZM208 236V237H207ZM215 236V237H214ZM263 236V237H262ZM31 237H33V236H31ZM173 237H174V239H176V242L174 243L173 242ZM213 237H214V239H213ZM256 237H257V239H256ZM34 238H35V240H34ZM60 237H58L57 238V240H60L59 239ZM160 238V239H159ZM190 238V239H189ZM193 238V239H192ZM242 238V239H241ZM32 240H34L33 242L35 243V244H39V240L37 239V237H35V234H34V237L33 238H31ZM149 239V238H148ZM177 239H178V241H177ZM192 239V240H191ZM213 239V240H212ZM29 240V239H28ZM161 240V241H160ZM180 240L182 241V242H180ZM264 240V239H263ZM175 241V240H174ZM241 241V242H240ZM249 241V242H248ZM254 241L256 242V246H253L254 244ZM30 242V241H29ZM149 242H151V243H153L152 245L151 244H149ZM155 242V243H154ZM169 242L172 244V242L174 243L173 245H172V247L175 245V246H177L176 248H171V247H169V246H171V244L169 245ZM192 242V243H191ZM195 242V243H194ZM215 242V243H214ZM218 242V243H217ZM237 242V243H236ZM243 242V243H242ZM246 242V243H245ZM63 243H65L64 241L63 242H61V244L60 245H65L66 246V244H63ZM214 243V244H213ZM221 243V244H220ZM251 243V244H250ZM157 244V245H156ZM163 246H162V245ZM197 246H196V245ZM217 244V245H216ZM149 245L151 246V247H149ZM156 245V246H155ZM164 245H166V246H164ZM185 245V246H184ZM195 245V246H194ZM212 245H213V247H212ZM249 245H251L252 246V248H250L249 247ZM258 245H260V246H258ZM216 248H215V247ZM219 246V247H218ZM220 246H221V248H220ZM165 247V248H164ZM180 247V248H179ZM187 247V248H186ZM243 247H245V248H243ZM247 247H249L250 249H247ZM255 247L256 248H258V250L257 249H255ZM149 248H151V250H152V256L154 255V257H156V258H154V257H152V261L151 260H149L148 261V259H149V257L151 256L150 255V253H149ZM167 248V250H169L168 251V253H167V250H165ZM177 248H179V249H177ZM255 249V251L254 250H251V249ZM259 248H260V251H259ZM262 248V249H261ZM172 249H174L176 252H174V250H172ZM186 249V250H185ZM201 249V250H200ZM63 250V249H62ZM180 250V251H179ZM212 250V251H211ZM213 250H215L214 252H213ZM70 251V250H69ZM69 251H68V254H69ZM173 251V252H172ZM204 251V252H203ZM221 251V252H220ZM248 251H250V253H251V251L253 252V254H254V252H256V251H258L257 253H255L254 255H253V257L251 256V254H249V255H247L248 253ZM151 252V251H150ZM165 252H166V254H165ZM172 252V253H171ZM177 252H178V254H177ZM184 252H186V253H184ZM198 252H200V253H198ZM205 252H206V254L207 255H205ZM246 252V253H245ZM263 253V255H262V253ZM67 253V252H66ZM155 253H157V254H155ZM170 253L172 254V255H170ZM173 253H175L174 254V256H173ZM182 253H183V255H182ZM203 253H204V255H203ZM146 254H147V257H145L146 256ZM159 254V256H157ZM195 254V255H194ZM203 256H202V255ZM213 254V255H212ZM216 254V255H215ZM148 255H150L149 257H148ZM156 255V256H155ZM161 255V256H160ZM165 255H169L170 257H172L171 259H170V257L168 256H165ZM179 255V256H178ZM182 257H181V256ZM201 255V256H200ZM31 256V255H30ZM30 256H28V258L29 259H31V257ZM164 256V257H163ZM177 256V257H176ZM210 256V257H209ZM255 256H257V257H255ZM141 257H143V258H141ZM203 257H205L204 259H203ZM210 258V259H206V258ZM214 257H215V259H214ZM249 257H252V258H254V259H252V258H250V259H248ZM144 258L146 259V260H144ZM148 258V259H147ZM162 258V259H161ZM194 258V259H193ZM198 258V259H197ZM202 258V259H201ZM214 259V260H212V259ZM92 259H93V264H99L98 262H96V259H95V256H92ZM155 259V260H154ZM157 259V260H156ZM163 259H165V260H167V262L164 260L163 261ZM170 259V260H169ZM173 259V260H172ZM188 259V260H187ZM196 259H197V262H196ZM204 260V262L202 261L201 262V260ZM144 260V261H143ZM175 260V261H174ZM183 260V261H182ZM187 260V261H186ZM207 260H209V261H211V262H209V261H207ZM251 260H253V262L251 263ZM162 261V262H161ZM170 261V262H169ZM173 261V262H172ZM184 261H185V263H184ZM193 261V262H192ZM217 261H219V263L217 262ZM222 261V262H221ZM264 261V260H263ZM148 262V263H147ZM183 262V263H182ZM232 262V263H231ZM259 262L258 263H256V264H259ZM264 263V262H263ZM262 264V263H261Z\"/></svg>",
    "mask_w": 264,
    "mask_h": 264
}]
</instances>
